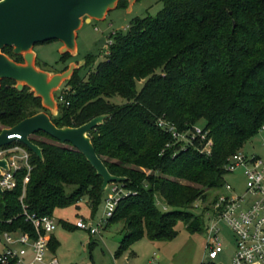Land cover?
I'll return each mask as SVG.
<instances>
[{"label":"trees","instance_id":"16d2710c","mask_svg":"<svg viewBox=\"0 0 264 264\" xmlns=\"http://www.w3.org/2000/svg\"><path fill=\"white\" fill-rule=\"evenodd\" d=\"M161 1L155 16L135 17L125 31L113 32L108 53L85 76L79 75L81 66L73 70L55 94L56 99L63 96L55 115L29 86L18 89L13 79L0 81V131L40 111L57 127L106 115L88 135L108 171L124 178L117 182L127 194L106 223H122L117 254L142 237L173 239L179 221L190 232L202 230V214L191 211L195 201H206L210 190L221 189L228 157L264 123V0ZM117 7H127V0H119ZM1 52L23 61L10 46ZM68 56L65 52L60 58ZM94 62L87 54L83 66ZM115 97L121 102L112 101ZM160 118L178 131L194 126L208 131L211 153L200 152L198 137L179 148L158 126ZM29 138L42 157L18 142L29 153L31 169L26 182V169L18 170L16 186L0 194V234L20 230L36 237L22 214L21 197L37 216H52L54 209L87 198L93 216L105 190L85 155L42 131ZM56 246L50 235L49 248Z\"/></svg>","mask_w":264,"mask_h":264},{"label":"rangeland","instance_id":"374dc122","mask_svg":"<svg viewBox=\"0 0 264 264\" xmlns=\"http://www.w3.org/2000/svg\"><path fill=\"white\" fill-rule=\"evenodd\" d=\"M118 2L119 0L114 2L115 8L103 14V19L88 18L85 20L87 16L82 17V23L75 31V48L69 52L66 59L60 58L62 47L60 40L36 43L33 46V51L37 59H33V65L43 71L49 70L50 74H53L75 64L77 67L81 66L79 75L85 76L89 69L104 59L113 32L125 31L129 22L135 17L155 16L163 6L161 0H135L132 3L127 0V7H117ZM87 54H92L95 57V62L88 67L83 66ZM21 63L26 64L24 58ZM64 82L55 89V93L52 92L55 101H57L55 94L64 87ZM141 85V81L137 83L138 90ZM112 101L121 102V99L115 97ZM199 125H202L201 121ZM176 143L179 148L186 146L183 140L176 141ZM14 145H19V143L14 142ZM263 146L264 129H261L255 136L247 140L240 151L264 157ZM223 180L233 185L237 191H241L244 187V178L240 168H237L234 173L225 174ZM71 189V187H67V192ZM221 190H210L206 202ZM104 193V198L93 216L90 213L87 198L81 199L77 204L54 209L52 217L56 228L52 234L58 242V246L54 251L49 248L43 264H47L48 259L52 256L56 257L57 264H204L211 261L205 248L204 227L202 230L190 232L180 221L176 225L177 235L173 239L150 241L146 237H142L119 254L117 251L122 236V223L120 222L108 226L103 224L99 226V233L96 234H91L88 230L81 228L62 226L60 220L73 225L78 217H82L97 227L104 213L106 191ZM156 201L159 206H162L160 197H156ZM202 202V200L196 201L191 211L200 214L203 209ZM220 237L223 251L212 261L214 264H232L234 241L230 229L224 223H220Z\"/></svg>","mask_w":264,"mask_h":264},{"label":"built area","instance_id":"2783aa9c","mask_svg":"<svg viewBox=\"0 0 264 264\" xmlns=\"http://www.w3.org/2000/svg\"><path fill=\"white\" fill-rule=\"evenodd\" d=\"M111 42L112 40L108 42L109 45ZM57 100L62 101L63 96L59 95ZM158 126L170 133L175 142L183 140L185 145L198 137L202 145L200 152L206 155L211 153L212 140L208 136V131L203 130L202 127L194 126L188 131H178L173 123L163 118L158 120ZM261 129H264V123ZM18 137L20 138L19 134ZM0 159H5L7 163V166H0V190L3 193L16 186L18 170L25 168L27 173L23 181L28 180L31 165L29 153L24 147L1 146ZM237 168L241 169L244 178V187L241 191L224 182L220 192L212 195L207 202L203 201L204 204L201 203L203 227L206 233L205 248L211 261L223 251L220 223H224L230 229L234 241L232 264H264V157L258 154H245L238 150L228 157L224 165L226 174L234 173ZM105 191L104 213L97 227L93 226L91 221L87 222L86 219L78 217L74 223L77 228L88 230L91 234L99 233V226L106 225L119 200L127 194L118 182L108 183ZM20 201L22 214L34 227L36 237L20 230L2 232L0 264H43L49 250L50 235L56 228V223L52 216H37L28 212L22 197ZM57 263L55 256L47 262V264Z\"/></svg>","mask_w":264,"mask_h":264},{"label":"water","instance_id":"95a60500","mask_svg":"<svg viewBox=\"0 0 264 264\" xmlns=\"http://www.w3.org/2000/svg\"><path fill=\"white\" fill-rule=\"evenodd\" d=\"M117 0H0V81L4 78L16 81V87L24 85L40 96L43 106L57 114V101L52 96L62 81L68 79L77 67L71 64L67 69L50 74L33 65V46L49 40L62 42L61 54L75 48V31L85 20L103 19L106 12L116 7ZM135 0H129V3ZM5 46L13 52L22 54L26 64L13 61L1 52ZM106 115H98L76 127H57L50 116L40 111L24 118L13 127L0 131V147L19 141L34 154L42 157L41 148L33 143L29 136L42 131L61 143H69L81 151L102 177V190L110 182L123 180L112 175L95 152L89 137V131L103 122ZM20 135V138L18 137ZM12 135V136H11ZM0 166H7L5 159H0ZM0 194L3 192L0 190Z\"/></svg>","mask_w":264,"mask_h":264},{"label":"crops","instance_id":"0c3cea01","mask_svg":"<svg viewBox=\"0 0 264 264\" xmlns=\"http://www.w3.org/2000/svg\"><path fill=\"white\" fill-rule=\"evenodd\" d=\"M32 51H33V48H32ZM33 53H34V51H33ZM35 59H37V58H36V55H35V53H34V60H35ZM38 69H39V68H38ZM45 71H47V72H51V71H49V70H45ZM53 72H54V71H53ZM54 73H56V72H54ZM64 81H65V80H64ZM64 81H62L61 83H63ZM59 86H60V85H59ZM59 86H58V87H59ZM58 87H57V88H58ZM54 91H55V89H54L52 92L55 93ZM48 110L50 111V109H48ZM51 235L53 236L52 233H51ZM52 257H53V256H52ZM50 258H51V257H50ZM216 258H217V257H216ZM48 260H49V259H48Z\"/></svg>","mask_w":264,"mask_h":264}]
</instances>
